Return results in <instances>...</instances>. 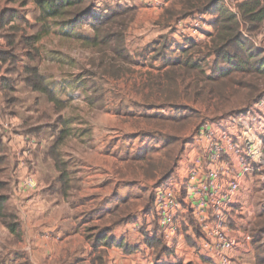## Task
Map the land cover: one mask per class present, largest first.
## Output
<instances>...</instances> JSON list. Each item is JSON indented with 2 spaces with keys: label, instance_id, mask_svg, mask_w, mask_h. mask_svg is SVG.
<instances>
[{
  "label": "trees",
  "instance_id": "16d2710c",
  "mask_svg": "<svg viewBox=\"0 0 264 264\" xmlns=\"http://www.w3.org/2000/svg\"><path fill=\"white\" fill-rule=\"evenodd\" d=\"M96 1L33 0L39 12L37 21H60L58 25L62 27L61 32L65 37L75 38L94 53L91 66L97 70L90 72L82 80L84 86L91 83V89L95 88L94 92L97 93L95 78L101 76L120 79L128 72L129 67L136 64L126 40L136 10L120 3L113 8L107 6V3L102 8L98 7ZM174 2L181 9L168 11L167 14L172 18L176 15L189 18L196 13L217 16L210 23L212 31L206 34V41L201 43L194 39H185L182 43L178 40L168 42L166 38L156 43L152 51L153 59L160 61L161 66L157 74H149L148 81L144 84V88L150 91V96H157V100L150 105L153 109L150 107L140 113H133L128 107L122 106L116 113L137 119V122L150 128L138 135L146 139L143 148L128 153L126 159L142 172L146 180L156 181L157 187L167 182L178 166L184 152L183 133L202 121L201 113L194 108L196 105L210 103L214 113L220 114L230 112L235 101L248 105L264 94V48H259L253 40L264 28V0H240L237 13L227 7L223 0ZM17 14L16 11L8 9L0 16V32L2 28L16 30L12 24ZM85 27L90 28L91 35L80 33ZM243 29H246L251 39L244 37ZM43 32L47 33L46 28ZM5 39L8 51L1 54V58L4 63L15 61V39L12 34H6ZM40 40L41 34L29 37L28 46L31 48L32 41ZM28 58L29 61H34V57ZM24 74L26 84L31 90L45 95L56 108L62 109L61 100L47 85L37 65H28ZM164 109L173 112L163 113ZM70 136L71 131H60L49 152L60 174L58 180L62 191L66 195L74 187L70 171L72 163L61 157L60 150ZM2 150L0 146V152ZM4 162V158L0 157V221L12 234L17 235L20 231L19 223L9 211L8 196L4 193L7 185L1 180L4 173L1 166ZM151 196V205L148 203L144 213L151 214L156 227L153 237L146 236V244L170 253L164 244V230L159 225L155 212L156 193L153 192ZM122 204L109 211L113 226L123 224L131 217L130 200L126 199ZM257 227L264 229V216L260 217L253 229L256 249L262 241L259 232V239L255 237ZM99 241L101 239H98L97 245ZM114 243L126 253L130 252L124 242L110 240L106 245L111 246ZM103 256L102 253L98 257V264H104ZM261 263L264 264V260L258 257V264Z\"/></svg>",
  "mask_w": 264,
  "mask_h": 264
},
{
  "label": "rangeland",
  "instance_id": "374dc122",
  "mask_svg": "<svg viewBox=\"0 0 264 264\" xmlns=\"http://www.w3.org/2000/svg\"><path fill=\"white\" fill-rule=\"evenodd\" d=\"M164 1L165 3L162 7L146 0L96 1L98 7L101 6L102 8H105L107 3V6L111 8L120 3L136 10V16L130 24L126 37L127 47L130 53L133 54L131 55L134 57L136 64L129 67L128 72L120 79L115 80L101 76L95 78L94 83H96L98 91L96 93L94 92L95 88L91 89V83H87L84 86L82 80L90 72L93 73L97 70L91 66L95 57L91 50L83 47L75 38L69 39L65 37L61 32L62 27L58 25L60 21H37L39 12L33 0H0V9L14 8L18 13L12 24L16 29L15 31H10L9 28L1 29V35L12 34L15 39V61L10 60L7 68L13 67V69L10 68L13 74H8L11 77L8 78L9 84H12L13 87H18V89L16 96H10L13 97V100L11 99L13 104L10 103V106H12L10 109L17 116L15 118L16 121L19 120L26 124V126H20L19 128L16 125V130L24 133V130H28L38 123L46 126L44 132H32L35 134L34 137L37 142L41 143V147L36 150H30L28 145L23 149L20 148V138L15 137L13 147L11 146V149L9 148L7 152L8 159L10 161L14 160V163L11 161L10 165L3 170L4 173L1 176V179L7 185L4 192L7 196L21 193L41 194V198L44 197L51 208H55L56 205L60 204L61 207H67L65 205L67 200L61 197L58 191L59 186L52 191V187L56 186L55 181H57L60 174L54 167V161L50 156L48 157L51 147L56 142L58 133L64 129L71 131V136L60 150L61 157L65 161L74 160L73 154H71L77 144L73 141L74 138L79 142L78 152L81 156L86 154V152L93 154L96 151L95 148L97 146L96 143H99L98 141H107L102 151L105 155L107 153L110 155H107V157H110L108 169L107 171L93 173H101L105 176V179L109 177L108 174L110 177L113 174L119 184L126 183L123 184L122 189L127 193V197L130 198L132 211L135 208L138 210L149 206L152 202L151 195L153 192L156 193L159 188L165 187L164 184L157 187L155 182L146 183V178L140 176L141 171L136 166L128 165L129 161L126 163L122 162L121 157H124L128 150L138 149L140 145L139 139L130 140L129 135H135L150 128L144 123L136 122L137 119L116 114L122 106L128 107L133 113H140L152 107L150 105L157 100V96H150V91L144 88L149 74H157V70L161 66L160 61L156 62L153 59V47L156 43L162 42L164 38L168 42L184 40L179 35V29L177 28L180 21L184 20V27H188L186 33L189 37H192L195 41H206L205 37H194L189 24L204 14L196 13L189 18L176 15L172 18L167 12L180 10L181 6L177 5L174 0H162V3ZM45 28L47 33L43 32ZM210 29H212L211 26H209L208 30L210 31ZM80 33L92 34L88 27L83 28ZM39 34H41V40L39 42L32 41L30 48L27 39ZM253 40L264 47V28ZM28 57H34V61H29ZM28 65H41L40 72L47 78L48 85L61 100L62 109L56 108L41 93L30 94L31 89L26 84V76L24 74V70ZM37 96L38 98H36ZM255 101L248 105L241 101H235L230 112L225 111L220 114L214 113V108L210 103L208 105H194V108L199 110L202 116V121L200 120L196 127L207 121L219 123L221 120L237 117L246 112ZM171 112L173 111L170 109L163 110V113ZM88 132H90L89 135L87 134L86 137L82 136L83 133ZM74 135L78 138L74 137L72 139ZM21 141H24V139L22 138ZM22 159H25V162L24 164L22 163L23 167H20L18 163ZM78 167H80L79 164L76 167L77 170ZM172 180L173 178L171 177L168 182ZM72 185L75 186V182ZM145 186L147 187L145 188ZM135 196L140 199L137 201L133 200ZM80 197L82 198V196ZM82 199L79 200V205H83L84 209L92 208V203L87 204V198ZM88 202L90 203V201ZM38 203L46 206L42 201ZM77 206L76 202L75 208ZM83 206L79 207L82 208ZM10 207L9 211L15 215L16 206L11 203ZM15 217L19 223L18 217ZM150 221L153 224L152 216ZM101 225L104 226L106 223H101ZM153 225L155 229L156 225ZM258 228L260 229L261 227ZM259 229L255 231L256 235ZM18 232L19 234H14L15 236L12 234L11 236L8 228L0 221V264H12L14 260L17 261L15 264L30 263L31 252L33 250L36 251L37 246L34 248L30 244L25 247L21 237V230ZM258 235L255 237L258 238ZM41 237L48 239L46 234L41 235ZM259 238L262 241L257 246L259 250L256 249L255 264H258V257L264 260V238L261 234Z\"/></svg>",
  "mask_w": 264,
  "mask_h": 264
},
{
  "label": "crops",
  "instance_id": "0c3cea01",
  "mask_svg": "<svg viewBox=\"0 0 264 264\" xmlns=\"http://www.w3.org/2000/svg\"><path fill=\"white\" fill-rule=\"evenodd\" d=\"M6 10L8 9H0V16ZM207 14L206 18L210 23L217 18V16L210 13ZM1 34L0 32V146L3 150L0 152V157L5 160L1 166L2 170H5L11 161L14 163V160L10 161L8 159L7 152L9 148L11 149V146L13 147L15 137L20 138H18L20 148L23 149L28 145L30 150H36L41 147V143L37 142L34 137L35 134L32 132H44L46 126L38 123L28 130H24V133L16 130L20 126H26V124L19 120L16 121L17 116L10 109L12 107L10 103L13 104V97L10 96L16 94L18 87L9 84L8 78L11 77L8 74H13L11 72L13 67L7 68L8 62L4 63L1 58V54L8 51L5 35ZM178 42L182 43V41ZM155 61L157 62V60ZM38 68L41 70V65ZM44 78L48 85L47 78L45 76ZM35 93L37 92L30 91V94ZM4 108H6L5 111ZM198 128L191 127L183 133L184 152L171 176L173 180L171 182H168V180L164 185H186L190 180L191 170L196 161L203 160L204 148L194 141L192 142V136ZM90 132L83 133L82 136L86 137ZM138 135L140 133L129 135L130 140L139 139L140 145L138 149L128 150L125 156L121 157L123 163L128 161L126 159L128 153L136 152L145 145L146 139ZM74 137L78 138L74 135L72 139ZM22 138L24 141H21ZM73 141L77 143L74 150L71 151L74 160L66 161L72 163L70 171L75 186L67 195L64 194L58 177L55 181L56 186L52 187V191H54L59 186L58 191L61 197L67 200V203H65L67 207H61L60 204L56 205L55 208H51L46 199L41 198V194L21 193L8 196L9 208H11V203L16 206L15 216L19 220V229L25 247L30 244L34 248L37 246V250L31 252L32 257L29 259L31 260L29 264H98L97 259L102 253L104 264H255L256 244L253 229L259 222L260 217L264 216V166L261 169L257 167L258 158H251L254 169L246 175L241 173V167L233 153L225 158L233 165L235 173L241 176L242 188L237 193L232 208L224 214V220L228 221V229L224 233L230 239L239 241L240 245L232 251L216 252L212 250V247L208 245L211 241L208 238V232L218 229V219L212 211L200 215L193 214L191 203L182 196L179 199L180 212L175 222L176 232L171 235L170 239L164 240L166 248L170 251V253H167L163 249L151 248L146 244V236L153 237L155 229L152 221H150V214L144 213L145 209L139 208L137 210L135 208L127 222L113 226V218L109 211L118 205L122 206V202L126 199L130 200V198L122 189L123 184L126 183L119 184L113 174L112 177L108 174L109 177L105 179L103 174L93 173L107 171L108 169L110 155L108 153L105 155L102 151L107 141H98L96 151L93 154L86 152L82 156L78 152V140L74 138ZM260 147L261 143L257 141L252 148L253 153ZM262 148L264 155V144ZM107 155L109 156L107 157ZM24 162L25 159H22L18 166L23 167L22 163L24 164ZM78 164L80 167L77 170ZM207 174L208 169L203 168L197 182L205 181ZM123 176L125 175L123 174ZM140 176H143L142 172ZM234 177L235 175L221 178V183L227 184ZM145 182H155L156 184V181L152 180H146ZM219 183L218 180L217 184ZM80 196L87 198L90 201V203L87 201V204L92 203V208L84 209L83 205H79V200H83ZM139 199L138 196L133 198L136 201ZM37 200L38 202L42 201L46 206H42ZM76 202L78 206L75 208ZM79 206L83 207L80 208ZM84 218L85 220H83ZM101 223H106V225L102 226ZM259 233L264 238L263 227L259 229ZM43 234L47 235V240L41 237ZM13 236L15 235L13 234ZM247 236L250 237V240H246ZM26 237L33 242H30ZM98 239H101V241L97 245ZM110 240H114L116 243L124 242L130 248V252L126 253L115 243L107 246L106 242ZM15 263L17 261L14 260L12 264Z\"/></svg>",
  "mask_w": 264,
  "mask_h": 264
},
{
  "label": "built area",
  "instance_id": "2783aa9c",
  "mask_svg": "<svg viewBox=\"0 0 264 264\" xmlns=\"http://www.w3.org/2000/svg\"><path fill=\"white\" fill-rule=\"evenodd\" d=\"M153 4L164 5L162 0H146ZM225 5L237 13L239 0H223ZM193 36L206 38L210 31L206 14L194 19L191 23ZM184 20L178 23L179 35L185 39H192L186 33L188 27H184ZM246 39H251L250 34L243 29ZM197 41V40H196ZM201 43L202 41H197ZM258 47L262 46L257 43ZM264 48V47H263ZM192 140L204 148L203 160H197L191 170L190 180L186 185H165L156 192L155 212L159 225L164 230L165 240L170 239L176 232L175 222L180 212V197H184L191 204L193 214L210 212L218 219L219 227L215 231L208 232L211 239L209 246L216 252L232 251L240 245L239 241L230 239L224 231L228 229V221L224 220L233 205L237 193L242 188L241 176L236 174L233 165L225 160L227 155L234 154L241 167V173L246 175L254 169L252 157H256V165L259 169L264 166L263 142H264V95L258 98L246 112L227 118L225 121H207L202 123ZM259 141L261 147L253 153L252 148ZM208 169L205 181L197 182L200 171ZM235 175L227 184L221 183V178ZM220 181L217 184V181ZM30 185V184H29ZM246 240H250L247 236Z\"/></svg>",
  "mask_w": 264,
  "mask_h": 264
}]
</instances>
